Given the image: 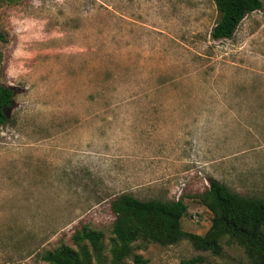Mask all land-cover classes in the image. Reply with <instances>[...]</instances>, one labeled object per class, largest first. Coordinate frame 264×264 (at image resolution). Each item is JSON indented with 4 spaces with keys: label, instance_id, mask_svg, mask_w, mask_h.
Instances as JSON below:
<instances>
[{
    "label": "rangeland",
    "instance_id": "1",
    "mask_svg": "<svg viewBox=\"0 0 264 264\" xmlns=\"http://www.w3.org/2000/svg\"><path fill=\"white\" fill-rule=\"evenodd\" d=\"M261 2L214 41L212 0H0V84L15 91L0 126V264L92 253L84 227L109 264L122 195L182 200L181 230L198 236L210 179L264 199ZM220 245L138 238L119 264H250L229 236Z\"/></svg>",
    "mask_w": 264,
    "mask_h": 264
},
{
    "label": "trees",
    "instance_id": "2",
    "mask_svg": "<svg viewBox=\"0 0 264 264\" xmlns=\"http://www.w3.org/2000/svg\"><path fill=\"white\" fill-rule=\"evenodd\" d=\"M219 18L211 31L214 41L231 39L243 18L262 8L261 0H212ZM0 33V43L3 42ZM14 89L0 84V126L7 123V110L11 107ZM203 204L212 214L210 229L203 236L184 233L180 221L187 207L182 200L163 202L141 201L122 195L111 202L116 215L112 227L114 235L110 248L109 264H119L131 252V243L138 238L160 245H168L187 237L193 247L213 254L221 252L220 239L229 236L244 250L250 264H264V199L246 198L234 193L226 185L210 179L208 188L200 196ZM77 238L86 241L92 253L85 248L76 252L62 246L46 250L40 260L47 264H108L101 254L102 234L82 228ZM94 259V262H93ZM136 264H145L134 257ZM193 259L184 264H196Z\"/></svg>",
    "mask_w": 264,
    "mask_h": 264
}]
</instances>
